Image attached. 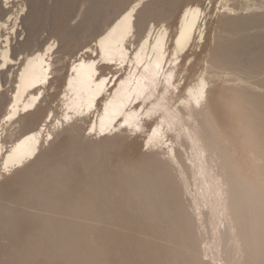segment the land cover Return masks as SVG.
<instances>
[{"label": "bare ground", "instance_id": "bare-ground-1", "mask_svg": "<svg viewBox=\"0 0 264 264\" xmlns=\"http://www.w3.org/2000/svg\"><path fill=\"white\" fill-rule=\"evenodd\" d=\"M178 2L145 0L122 37L133 0H0V264H116L117 234L156 264H264V11L191 76L210 13Z\"/></svg>", "mask_w": 264, "mask_h": 264}, {"label": "rangeland", "instance_id": "rangeland-1", "mask_svg": "<svg viewBox=\"0 0 264 264\" xmlns=\"http://www.w3.org/2000/svg\"><path fill=\"white\" fill-rule=\"evenodd\" d=\"M172 1V0H170ZM185 0H179L178 4L181 5ZM201 3H203V6L206 7L207 12L210 13L209 17V21H208V34H207V42L201 47L198 46L196 44L195 46V50H196V64L193 67V69L190 70V74L191 76H194L196 74V72L198 70H200V66L202 65V62L204 60V58L206 56H209L208 53H210L213 49V46L215 44V42L218 43H222V41L220 40V36H222V34H226V32L224 31V28H226V26H236L238 22H244V19H246L245 17H240V16H248L249 14L251 15L253 12L257 11H264V0H200ZM258 1V3H257ZM137 2V0H133V4H135ZM246 2H249L246 3ZM257 3V6H260V8H256L255 5ZM263 2V4H262ZM253 3V4H252ZM12 4V3H11ZM10 4V5H11ZM228 4H230L229 6L234 5L237 8L238 11V16H233L232 20L233 21H228V18L226 17H220V12L219 11H223L224 7L228 6ZM252 4V5H251ZM209 7H208V6ZM251 5V8L254 9V11L250 8V10H252L253 12H249V9H243L244 8H248ZM12 6V5H11ZM18 5H14L12 7V13L17 9ZM179 6L176 5L174 8H178ZM241 7V8H240ZM15 9V10H14ZM241 9V10H240ZM240 11V12H239ZM260 11V12H261ZM182 12V9L178 12V16L180 17V14ZM242 14V15H241ZM10 16V13L5 17L8 18ZM244 18V19H243ZM223 19V20H222ZM225 20V21H224ZM234 23V25H233ZM5 29V30H4ZM174 30V28H173ZM8 31V29L6 28H0V34H4ZM223 32V33H222ZM223 34V35H224ZM43 35V38L48 37L49 33L45 32ZM48 35V36H47ZM87 44L91 45L94 44V40L89 39V42L87 41ZM77 49L74 53V55L70 54L65 56V60L67 61V70L66 73H68V71L70 70V68L72 67V63L74 61V57H76L77 55L79 56L82 52V50ZM76 55V56H75ZM73 56V57H72ZM217 73L222 74V72H224V69L221 68H217L215 69ZM222 72H221V71ZM221 72V73H220ZM62 95L59 96V98ZM214 100L216 102H223V103H230L233 102L230 92L226 89H218L217 91L214 92ZM215 102V103H216ZM57 103V100L53 103V105H55ZM90 130H87V133ZM142 140V139H141ZM239 147H235V150H238L239 153H241V155L243 154H247V151L243 148V146L238 145ZM135 148V146H134ZM133 148V152L136 156H140V148L141 145H139L138 147H136L135 149ZM146 148V147H144ZM119 154H127V152L124 149H119ZM115 237L117 238V243L115 246V251L113 254V261L117 264L118 262H120L121 264H156L155 261L151 260V256H149L146 252H144V250H142L138 244V240L137 239H133L131 238V236H124L123 234H117L115 235ZM126 237V238H124Z\"/></svg>", "mask_w": 264, "mask_h": 264}, {"label": "snow or ice", "instance_id": "snow-or-ice-1", "mask_svg": "<svg viewBox=\"0 0 264 264\" xmlns=\"http://www.w3.org/2000/svg\"><path fill=\"white\" fill-rule=\"evenodd\" d=\"M5 4L6 6H10L7 5V0H5ZM141 5H145V0H137V2L135 4L132 5V7L130 8V10H128L126 12V14L116 23L115 28H113V32H115L117 29L121 30L122 32V37L123 36H131L133 33V27H132V21L133 19L136 17V12L137 9H139L141 7ZM146 6V5H145ZM21 12H18L17 14L20 15L22 14ZM190 15H192L194 18L198 17L200 15V9L196 8V9H192V8H188L187 10H185L184 12V17L185 19H187ZM8 20H14L13 17H8ZM195 25L192 24L189 27H194ZM4 28L8 29V32L4 33L2 36V39L5 41V49L7 48V42L10 39V35L12 33L16 32V28L15 27H10L8 24L3 25ZM152 27H156L155 25H153ZM111 34V33H110ZM160 37H158L157 41H156V45L161 47V51L163 52V40L167 35L166 30L161 26L160 28ZM148 35L151 36V31H148ZM146 42V41H145ZM179 40H177V44L179 45ZM49 47H52V45H49ZM131 47V46H130ZM87 51L91 52V49H87ZM124 50H122V54H123ZM4 60V63H0V69L6 68L8 66V64L10 63H14L13 60L9 59L8 57H3L2 58ZM173 61L178 63V60H176V55L174 54L172 57ZM137 66H139L140 64L143 63V61L140 58V52H136L135 53V60L133 61ZM96 62H93V65ZM73 72L76 71L75 66L72 69ZM114 83L115 81L112 78L109 77H101L98 81L99 85H108L109 83ZM13 111L7 114V119L8 120H12L14 118L15 112V105L13 104L12 106Z\"/></svg>", "mask_w": 264, "mask_h": 264}]
</instances>
